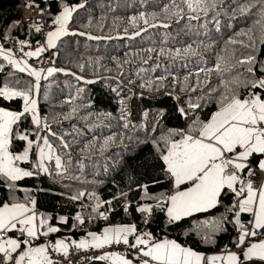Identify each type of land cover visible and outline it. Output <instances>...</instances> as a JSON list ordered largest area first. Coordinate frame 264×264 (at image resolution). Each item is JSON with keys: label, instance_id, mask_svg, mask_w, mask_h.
I'll return each instance as SVG.
<instances>
[{"label": "snow or ice", "instance_id": "1", "mask_svg": "<svg viewBox=\"0 0 264 264\" xmlns=\"http://www.w3.org/2000/svg\"><path fill=\"white\" fill-rule=\"evenodd\" d=\"M87 6L88 0H62L61 10L51 20V30L46 32L43 42H36L39 47L33 48L27 40L17 41L16 50L0 43V73L5 72L6 66L14 70L0 83V102H21L20 110L0 106V264H64L65 261L74 264V260L75 264L85 261L87 264H264V239L260 238L264 237V0H170L162 9L164 20H158L156 13L140 12L128 20L136 30L128 34V28H124V35L116 36L93 35L71 28L76 14ZM24 7L36 11L38 16L45 14L35 0H24ZM221 14L227 23L222 22ZM241 18L250 22V27L234 31L224 40L221 51L215 53L213 65L208 66L205 56L212 55L217 43L212 31L221 33L222 28H232V22ZM165 20L178 25L183 22L180 31L195 39L190 43L180 42L182 47L141 49L149 54L142 58L143 65L149 64L153 53L170 63L164 65L158 59L148 68L130 71L141 80L140 88H158L171 77L180 92L187 95V108L180 107L178 111L189 123L186 128L169 129L153 138L170 186L159 194H152L143 186L142 199L146 202L137 204L135 211L141 214L143 224L149 226L157 210L169 224H177L223 205L225 211L219 216L193 220L185 235L194 233L203 244L215 245L218 234L226 232V225L231 224L236 232L234 240L219 251L207 253L167 236L157 237L136 223L109 224L99 232L85 230L79 239L58 235L65 227L74 234L96 219L107 221L111 209H101L111 206L114 199L126 198L128 193L122 191L119 197L103 200L95 190H77L67 196L82 209L75 214L74 222L68 216L55 217L38 209L31 194L33 189L23 187L22 182L40 176L83 182L75 173L82 175L84 167L82 160H74L71 155L79 145L81 134L75 128L62 134L53 131L49 117L41 113L42 88L51 86L43 82H49L57 73L71 75L76 80L84 77L55 66L37 68L29 61L58 49V42L64 37L135 40L149 29L170 28L172 25ZM141 22L144 27L139 26ZM92 26L91 18L82 25L85 29ZM31 27L37 33L43 31L38 22ZM169 36L165 33L161 43L166 44ZM0 39L7 38L0 36ZM193 58L196 67L190 68ZM113 60L123 76V64ZM128 63L131 61H124ZM51 64H55V59ZM94 64L100 65L99 57L89 58L88 66ZM174 67L187 69L183 79L171 71ZM79 68L83 72L85 65L80 64ZM161 68L164 75H146ZM213 73L218 77L215 85L211 80ZM17 74H27L30 79ZM129 83L135 81L129 79ZM198 91L203 95H191ZM81 92L83 89H77L78 94ZM76 98H67L64 103L71 105ZM44 99H48L47 91ZM205 103L216 107L209 117L201 119L197 113L203 111ZM78 111V106L72 107L63 120L72 119ZM127 115L122 109L121 119L126 120ZM128 126L127 122L123 124L124 128ZM69 136L71 140L66 139ZM114 139V136L106 137L102 147ZM95 147L89 142L80 151L90 153ZM17 192L24 193L23 198ZM228 197L231 199L225 205ZM85 200L92 202L87 215L83 214ZM129 207L126 202L124 211L128 212ZM79 253L92 254L80 256Z\"/></svg>", "mask_w": 264, "mask_h": 264}, {"label": "trees", "instance_id": "2", "mask_svg": "<svg viewBox=\"0 0 264 264\" xmlns=\"http://www.w3.org/2000/svg\"><path fill=\"white\" fill-rule=\"evenodd\" d=\"M21 2L24 0H0V36L7 38L0 39V43L12 38L35 40L34 28L29 24L20 22L16 5ZM35 2L39 7L46 6L47 18L50 21L62 8V0H35ZM169 2L170 0H147V3H143L142 0H88L87 8L79 10L71 28L103 36L124 35V28H128V34H131L136 29L128 23L130 17L136 16L140 12L156 13L158 20H164L162 9ZM228 11L231 13V9ZM90 18L93 26L88 29L83 28L82 25L87 24ZM220 19L227 23V18L223 14H221ZM165 22L172 26L168 29H149L148 32L142 33L135 40L90 41L85 37L70 36L64 37L58 42V49H52L57 53L54 57L55 67L69 69L71 72L83 76L84 80H76L71 75L57 73L50 78L49 82H43L46 86L49 83L51 86L50 88H42L39 97L41 113L49 117L53 131L62 134L66 131L72 132L75 128L81 134L78 137L79 145L72 151L71 155L74 160H82L83 162L82 175L80 172L75 173L81 176L83 182L40 176L38 179H26L22 182V186L33 189L31 194L36 198L37 207L41 212L55 217L65 215L73 222L75 214L82 209L78 203H74L67 196L74 194L77 190H95L103 200L112 199L114 196L119 197L122 191L128 193L126 198L114 199L111 206L105 205V208L101 209L102 211L111 209L108 212L109 219L107 221L96 219L92 223H87L84 228L78 229L74 234L68 232L67 227H65L64 231L58 235H72L73 238L79 239L84 235L85 230L99 232L109 224L136 223L140 228H147L152 231L157 237L167 236L207 253L219 251L234 240L236 232L231 224L226 225V232L218 234L215 245L203 244L200 237L194 233L185 235L193 220L219 216L225 211L223 205L208 214H198L196 217L188 218L177 224H169L164 214L157 210L154 214V222L149 226L143 224L141 214L135 211L137 204L146 202L142 199L143 186H147L148 191L152 194L167 191L170 186V182L162 169V162L158 159L152 143L153 138L159 137L169 129L186 128L189 123L178 111L180 107L187 108V95L180 92L179 85L174 84L171 77L164 82L163 86L158 88H140L141 80L130 71L140 67L148 68L158 59L164 65L170 63L167 59L158 58L153 53V59L149 61V64L143 65L142 58H146L149 54L141 51V49L155 47L159 51L160 47H182L183 44L180 42L190 43L195 39V37L180 31L183 22L180 25L174 21L165 20ZM232 24V28H222L221 33L212 31L211 34L217 39V43L213 48L212 55L205 56L208 66L213 65L215 53L221 51L224 40L231 36L234 31L250 27V22H246L242 18L233 21ZM139 26L144 27L142 22ZM100 27L103 28L102 31ZM209 27L212 26L209 25ZM165 33H169L170 36L168 42L162 44L161 40ZM97 57L100 58V65L94 64L89 67V58L95 60ZM113 58L123 64L125 73L123 76L120 75L121 69L116 67ZM125 60H129L131 63L124 64ZM80 64L85 65L83 72L80 71ZM189 67H196V58H193ZM106 69H111V71ZM12 71L14 70L10 66H6L5 72L0 73V83L6 78V74ZM171 71L180 79H183L187 74V69L174 67ZM164 74V70L161 68L155 73L146 75L156 77ZM17 75L25 80L30 79L27 74ZM129 79L134 80L135 83L130 84ZM86 80H95L96 82L88 84L85 83ZM211 80L212 84L215 85L218 82V77L213 73ZM113 88L117 91H113ZM77 89H83V92L78 94ZM45 91L48 93L47 100L44 99ZM191 95H203V92L198 91ZM73 96L77 97L73 104L64 103L67 98ZM177 96L181 98L177 100ZM122 100L123 104L121 103ZM134 102L137 103L140 112L139 120L132 117ZM0 106L20 110L21 102L19 100L3 101L0 102ZM74 106H78V113L74 114L72 119L63 120V115L70 112ZM215 107L213 103H205L203 111L197 114L201 119H206L215 111ZM122 109L129 113L126 120L121 119ZM145 113H147L146 116ZM106 114H110V116ZM189 115L191 116L192 113ZM85 116H88V119H82ZM53 117L55 120L52 119ZM56 121L59 123L57 124ZM125 122L128 123V128L123 127ZM108 136H114L115 139L106 147H102L104 139ZM66 139L71 140L72 137L69 136ZM89 142L94 143L96 147L90 153L81 152L80 149ZM89 155L90 158H88ZM17 195L23 198L24 193L17 192ZM230 199V197L225 198L224 204H228ZM126 202L130 204L128 212L124 211ZM91 203L89 200L84 201V215H87L88 206Z\"/></svg>", "mask_w": 264, "mask_h": 264}, {"label": "built area", "instance_id": "3", "mask_svg": "<svg viewBox=\"0 0 264 264\" xmlns=\"http://www.w3.org/2000/svg\"><path fill=\"white\" fill-rule=\"evenodd\" d=\"M40 8L45 10V14L43 16H38L36 11L25 8L24 2H21L16 5V10L18 12L20 22L22 24L32 25L38 22L39 24L43 26V31L40 33L35 32V40L30 41L33 48L39 47L40 45L36 42L37 41L43 42L46 32L51 30V21L47 18L46 6H42ZM19 40H24V39L12 38V39L6 40L4 43L6 44L7 47H12L14 50H16L18 48L17 41ZM25 50H28V49H25ZM53 53L55 52L51 49L48 52L44 53L42 58L40 59L36 58V61H33L32 63L33 66L37 68L53 66L51 64V60L54 59L55 57L53 56ZM17 54L19 55L18 52ZM260 238H263V237H260ZM91 254L92 253H79L80 256L91 255ZM58 258L59 257H57V259ZM64 264H67V261H65ZM74 264H75V260H74ZM84 264H87V261H85Z\"/></svg>", "mask_w": 264, "mask_h": 264}, {"label": "rangeland", "instance_id": "4", "mask_svg": "<svg viewBox=\"0 0 264 264\" xmlns=\"http://www.w3.org/2000/svg\"><path fill=\"white\" fill-rule=\"evenodd\" d=\"M29 63H33V60H30ZM55 66V64L53 65ZM132 114H133V119L135 120H139L140 119V112L138 111V108H137V103L134 102L133 106H132Z\"/></svg>", "mask_w": 264, "mask_h": 264}, {"label": "crops", "instance_id": "5", "mask_svg": "<svg viewBox=\"0 0 264 264\" xmlns=\"http://www.w3.org/2000/svg\"><path fill=\"white\" fill-rule=\"evenodd\" d=\"M31 60L36 61V58H32ZM262 158H264V157H262ZM262 239H264V237Z\"/></svg>", "mask_w": 264, "mask_h": 264}]
</instances>
